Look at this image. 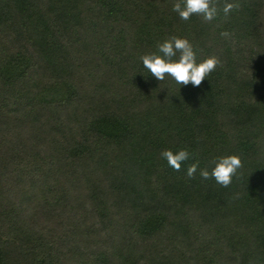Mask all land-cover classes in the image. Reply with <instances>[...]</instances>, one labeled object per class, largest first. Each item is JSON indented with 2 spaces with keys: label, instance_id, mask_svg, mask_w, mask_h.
Wrapping results in <instances>:
<instances>
[{
  "label": "trees",
  "instance_id": "1",
  "mask_svg": "<svg viewBox=\"0 0 264 264\" xmlns=\"http://www.w3.org/2000/svg\"><path fill=\"white\" fill-rule=\"evenodd\" d=\"M176 2L0 0V264H264V0ZM173 36L219 57L200 86L144 68Z\"/></svg>",
  "mask_w": 264,
  "mask_h": 264
},
{
  "label": "clouds",
  "instance_id": "2",
  "mask_svg": "<svg viewBox=\"0 0 264 264\" xmlns=\"http://www.w3.org/2000/svg\"><path fill=\"white\" fill-rule=\"evenodd\" d=\"M219 0H177L173 6V11L177 12L182 20H189L193 15L202 17L205 21H211L218 15ZM234 8H239V4L226 3L223 6V12L227 16ZM227 35V33H221ZM179 54V55H178ZM143 66L156 79L163 81L170 76L177 84L198 87L208 77L216 67L221 63L216 55H211L204 60L197 62V53L193 44L186 38L170 37L159 43L157 50L141 57ZM190 151L187 148L165 149L161 152L169 166L174 170L181 169L182 162L189 159ZM197 163H193L187 170L189 178L194 177ZM214 168L209 172L207 168L201 170L200 175L204 179L210 176L215 182L223 187H228L232 183V178L243 166L241 156L231 154L220 157L213 161Z\"/></svg>",
  "mask_w": 264,
  "mask_h": 264
}]
</instances>
